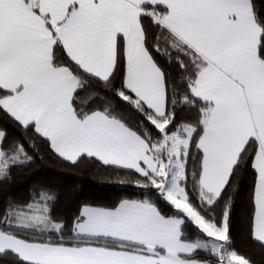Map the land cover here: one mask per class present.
I'll use <instances>...</instances> for the list:
<instances>
[{"label":"snow or ice","instance_id":"1","mask_svg":"<svg viewBox=\"0 0 264 264\" xmlns=\"http://www.w3.org/2000/svg\"><path fill=\"white\" fill-rule=\"evenodd\" d=\"M0 117V179L39 142L147 190L70 222L44 187L9 200L0 264H254L242 173L264 248V0H0Z\"/></svg>","mask_w":264,"mask_h":264},{"label":"trees","instance_id":"2","mask_svg":"<svg viewBox=\"0 0 264 264\" xmlns=\"http://www.w3.org/2000/svg\"><path fill=\"white\" fill-rule=\"evenodd\" d=\"M181 115L190 118L187 111ZM6 124L0 117V126ZM135 179L134 173L105 167L94 160L84 159L77 165L62 162L38 142L31 163L14 167L8 178L0 179V207L9 200H27L34 189L44 187L55 197L51 202L53 215L70 222L85 203L111 207L121 199L146 198L147 190L135 186ZM238 184L232 223L235 245L254 264H264V248L248 236L251 176L242 173Z\"/></svg>","mask_w":264,"mask_h":264}]
</instances>
